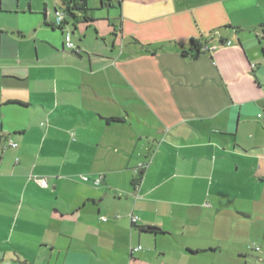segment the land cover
I'll use <instances>...</instances> for the list:
<instances>
[{
	"label": "crops",
	"instance_id": "obj_1",
	"mask_svg": "<svg viewBox=\"0 0 264 264\" xmlns=\"http://www.w3.org/2000/svg\"><path fill=\"white\" fill-rule=\"evenodd\" d=\"M64 1L0 0V264L262 263L264 0Z\"/></svg>",
	"mask_w": 264,
	"mask_h": 264
},
{
	"label": "rangeland",
	"instance_id": "obj_2",
	"mask_svg": "<svg viewBox=\"0 0 264 264\" xmlns=\"http://www.w3.org/2000/svg\"><path fill=\"white\" fill-rule=\"evenodd\" d=\"M106 11H101V12H97V14H101L103 13L104 15ZM108 15L110 18V21H115L117 20V13L116 10H108ZM5 21V19L3 17H0V23L2 21ZM104 24H107L104 21ZM74 43H76L75 40H73ZM78 45V44H77ZM80 46V45H78ZM68 52H70V50H67ZM205 225L203 222L197 223L195 225H192L190 231L185 230L184 234H179L177 237L174 238H162V239H158L159 244H164V245H177V244H189L191 246H199V245H208V244H216V237L210 240V232L205 231ZM217 236V235H216ZM212 238V237H211ZM221 240V239H220ZM223 241V239H222ZM252 245V244H250ZM256 247H259L256 244H253ZM252 245V246H253ZM257 252V251H256ZM255 253H253L254 255ZM258 264H264V260L262 263H258Z\"/></svg>",
	"mask_w": 264,
	"mask_h": 264
},
{
	"label": "built area",
	"instance_id": "obj_3",
	"mask_svg": "<svg viewBox=\"0 0 264 264\" xmlns=\"http://www.w3.org/2000/svg\"><path fill=\"white\" fill-rule=\"evenodd\" d=\"M54 16H55V18L57 19V21L59 23H64V14L63 13L55 11L54 12ZM60 26L63 27V25H60ZM62 30H63V32H62V35H63V48H65L66 50L79 52V50L76 48V46L72 42V39H71L72 32H71V30L69 28H67V26L64 27ZM226 45H230V42L227 41ZM257 117L260 118L261 115H258ZM10 146L12 148L16 147V145L13 144V143H10ZM140 169L141 170L143 169L142 166L140 167ZM31 178L33 179L34 182H36V184H38L39 187H41V188H46L47 187L46 179L40 178V177H36V176H32ZM101 182H102V177L100 176V177L96 178L93 181V184L95 186H99L101 184ZM103 221H105V219H103ZM137 221H138V218L136 216H131V223L133 225H135L137 223ZM252 247L254 248L255 251H257V252L260 251L259 247H256L254 245ZM141 250H142L141 246H137L136 248L132 249V252H140Z\"/></svg>",
	"mask_w": 264,
	"mask_h": 264
},
{
	"label": "trees",
	"instance_id": "obj_4",
	"mask_svg": "<svg viewBox=\"0 0 264 264\" xmlns=\"http://www.w3.org/2000/svg\"><path fill=\"white\" fill-rule=\"evenodd\" d=\"M64 7H65V12L67 15H69L70 17H75V14L73 11H78V12H83L85 10V1L84 0H65L64 1ZM190 51L194 52V55L192 56L194 59L199 55V50H198V46L197 44H195L194 42L191 43V47H190ZM188 52L183 51L182 55L185 56L187 55ZM109 121L112 122H118L119 119L116 118H111L109 119ZM140 172L141 169L139 168ZM140 233H144V234H151V235H155L157 234L156 231L154 230H149L146 228H139ZM162 233V232H160Z\"/></svg>",
	"mask_w": 264,
	"mask_h": 264
},
{
	"label": "water",
	"instance_id": "obj_5",
	"mask_svg": "<svg viewBox=\"0 0 264 264\" xmlns=\"http://www.w3.org/2000/svg\"><path fill=\"white\" fill-rule=\"evenodd\" d=\"M147 229L154 230V231H159V229L158 228H155V227H148Z\"/></svg>",
	"mask_w": 264,
	"mask_h": 264
}]
</instances>
